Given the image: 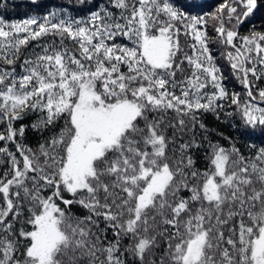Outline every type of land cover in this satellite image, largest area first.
I'll list each match as a JSON object with an SVG mask.
<instances>
[{
  "label": "snow or ice",
  "instance_id": "snow-or-ice-1",
  "mask_svg": "<svg viewBox=\"0 0 264 264\" xmlns=\"http://www.w3.org/2000/svg\"><path fill=\"white\" fill-rule=\"evenodd\" d=\"M260 6L0 16V264H264V31L240 32ZM209 112L248 143L213 141Z\"/></svg>",
  "mask_w": 264,
  "mask_h": 264
},
{
  "label": "trees",
  "instance_id": "trees-1",
  "mask_svg": "<svg viewBox=\"0 0 264 264\" xmlns=\"http://www.w3.org/2000/svg\"><path fill=\"white\" fill-rule=\"evenodd\" d=\"M75 0H0V16L6 18V22L20 21L31 16H42L49 11H52L54 6L59 4H70L74 3ZM200 3H206L207 7L204 11H214V7L218 5L222 0H198ZM260 8L258 11H254V14L246 21L242 28L240 29L241 35H246L251 29L264 31V0H260ZM36 42H32L28 46V50L35 45ZM213 49V55L216 57V63L220 68L222 74L227 77L224 83L228 86L229 91H236L243 93L242 86L236 81L232 74L230 65L226 59L221 58L220 52L217 50V45H211ZM260 87H264V81L257 82ZM221 103H225L221 101ZM203 120L209 129H215V132L210 133L211 139L213 141L219 140L222 145H227L228 141L221 139L217 133H224L225 136L232 137L237 143L246 145L247 140L240 137L234 127L235 124L239 123L237 118L235 121H230L226 119L223 114L219 120L213 113H205L203 115ZM34 119V117H32ZM17 123V126H19ZM23 123H29L28 120L23 121ZM26 135L28 141L34 144L35 134L31 130H27ZM258 146H260L259 138H254Z\"/></svg>",
  "mask_w": 264,
  "mask_h": 264
}]
</instances>
